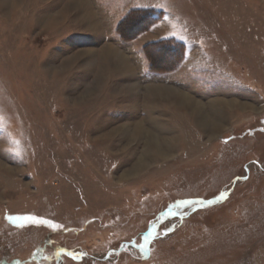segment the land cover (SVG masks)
<instances>
[{
    "label": "rangeland",
    "instance_id": "rangeland-1",
    "mask_svg": "<svg viewBox=\"0 0 264 264\" xmlns=\"http://www.w3.org/2000/svg\"><path fill=\"white\" fill-rule=\"evenodd\" d=\"M88 1L0 0V264H264V0Z\"/></svg>",
    "mask_w": 264,
    "mask_h": 264
},
{
    "label": "bare ground",
    "instance_id": "bare-ground-1",
    "mask_svg": "<svg viewBox=\"0 0 264 264\" xmlns=\"http://www.w3.org/2000/svg\"><path fill=\"white\" fill-rule=\"evenodd\" d=\"M76 1H77V4L79 5V6L78 5L77 6H78L79 10L81 11L80 12V16H82L81 19L84 22H86L88 27H90L91 29H95V30L97 29L98 30V23L95 20L94 13L89 10V6H90L89 1L88 0H76ZM73 7H75V5ZM102 52H103L105 59L107 58L108 54H112L113 56L116 55L115 51H113V49H111L109 47H106ZM118 61L119 62L117 63V66L119 67L121 72H129L131 70V65L128 63V59H126V57H124L123 55H119ZM137 85L138 84H136V83L130 84V86L134 87V88H136ZM162 91L163 90H159L158 88L152 89L151 90L152 98L148 97L149 99H147V103H149V102L152 103L153 102L152 99L154 100L155 97H157ZM166 92L169 93V96H171V98L172 97L174 98V100L176 101L177 104L179 103L182 105H187L191 109H194V110L201 108V102L200 101L194 99L189 94H187L183 91H180V90L170 91L169 90ZM227 105H229V103ZM216 110H217L216 116L212 119L208 118L203 112H201L199 114V117H198L199 123L205 129L208 128L211 130L210 135L217 134L223 126L222 113L218 109H216ZM195 118H197V116ZM143 125H145V124L138 123L136 125L135 129H132V130L129 128V125H126V127L120 125V126L115 127L114 130H110L108 133L110 135V134H113L114 132H118L119 130L121 131V130L125 129L126 132L129 131L128 135H127L129 137V139L132 138L134 140L137 137L139 138V137H142L145 135L148 136V138L146 137L144 144H150V146L146 145V147H143V150L141 151L138 159L136 160V163H134L132 170L129 171V173H132V174H133V172H136L138 169L142 168L144 166V164L148 161L155 162L158 159L167 158L170 154L169 152H171L175 147V144H174L175 142H173V140L171 141L170 139L169 140L168 139H166V140L165 139H163V140L159 139V136L156 135L155 132H153V130H152L153 128H145ZM145 165H147V164H145ZM148 165H149V163H148ZM129 173H128V175H129Z\"/></svg>",
    "mask_w": 264,
    "mask_h": 264
},
{
    "label": "snow or ice",
    "instance_id": "snow-or-ice-1",
    "mask_svg": "<svg viewBox=\"0 0 264 264\" xmlns=\"http://www.w3.org/2000/svg\"><path fill=\"white\" fill-rule=\"evenodd\" d=\"M224 198V193H220L219 194V197L218 199H223ZM213 201L211 200H208V201H204V200H200V201H192V200H185V201H181L180 203L181 204H211ZM9 219H12V220H26V221H29V222H32V223H37V224H46L48 225L50 228H57L59 227V225L53 223L51 220H46V219H38L36 216H31V215H28V216H23V217H20V216H17V217H9ZM152 231L149 230L146 235L143 236V243H141L139 245V248L141 251H144L146 249V245L148 244L150 238H152ZM69 255H72L71 253H69Z\"/></svg>",
    "mask_w": 264,
    "mask_h": 264
},
{
    "label": "trees",
    "instance_id": "trees-1",
    "mask_svg": "<svg viewBox=\"0 0 264 264\" xmlns=\"http://www.w3.org/2000/svg\"><path fill=\"white\" fill-rule=\"evenodd\" d=\"M140 10L144 11V9H140ZM135 11H139V10H135Z\"/></svg>",
    "mask_w": 264,
    "mask_h": 264
}]
</instances>
